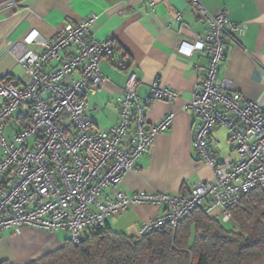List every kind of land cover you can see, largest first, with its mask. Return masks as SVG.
I'll return each instance as SVG.
<instances>
[{"label":"built area","instance_id":"built-area-1","mask_svg":"<svg viewBox=\"0 0 264 264\" xmlns=\"http://www.w3.org/2000/svg\"><path fill=\"white\" fill-rule=\"evenodd\" d=\"M186 1L208 27L202 41L183 42L179 52L189 57L203 52L210 59L206 78L196 85L187 108L199 119L194 145L200 159L211 167L213 180L197 184L186 196L141 192L129 198L119 190L155 138L169 130L174 114L150 126L137 95L139 81L131 76L117 99L119 124L94 131L87 96L105 81L101 64L113 57L116 45L90 34L97 20L92 15L79 25L65 24L53 43H41L42 53L28 50L38 38L35 33L17 45L14 53L30 78L26 86L18 87L0 73V237L28 226L66 233L69 241L79 245L87 232L105 227L109 218L132 207L163 208L141 227L137 235L141 240L167 225L176 229L198 209L229 223L231 209L245 195L264 191V111L254 102L242 104L233 84L219 79L220 64L227 56L224 39L236 41L245 27L232 23L226 10L213 15L200 0ZM54 62L61 66L48 70ZM178 97L158 82L152 86V101ZM18 114L24 128L7 140L4 129ZM219 126L228 130L237 160H215L209 140ZM106 191H111V197L100 202Z\"/></svg>","mask_w":264,"mask_h":264},{"label":"crops","instance_id":"crops-1","mask_svg":"<svg viewBox=\"0 0 264 264\" xmlns=\"http://www.w3.org/2000/svg\"><path fill=\"white\" fill-rule=\"evenodd\" d=\"M200 1L209 13L217 15L226 10L232 23L245 27V33L236 41L224 39L227 56L220 64L219 79L233 84L242 104L254 102L264 111V0ZM178 14L182 15L180 20ZM92 15L97 20L90 34L116 45L113 57L101 64L105 81L95 94L87 96L94 131L119 124L117 99L131 76L139 81L137 95L146 108L150 126L174 114L169 130L155 138L119 190L129 198L141 192L186 196L197 184L212 181V169L200 159L194 145L199 119L187 108L196 85L206 78L210 59L203 52L190 57L179 52L183 42L202 41L208 27L186 0H0V73L16 86H26L30 78L14 53L17 45L35 33L38 38L28 50L42 53L41 43H53L56 32L65 24L79 25ZM71 53L72 50L63 56ZM60 66L54 62L48 70ZM70 81L68 78L66 82ZM157 82L178 93V99L150 100L152 86ZM23 128L18 114L5 127L4 136L7 132L9 136L5 138L11 139ZM209 144L216 161L225 157L238 159L225 127L214 130ZM110 197L111 191H106L99 201ZM163 210L151 205L135 206L109 218L105 228L137 237L141 227ZM67 241L66 233L28 226L5 231L0 237V263L31 264L61 250Z\"/></svg>","mask_w":264,"mask_h":264},{"label":"trees","instance_id":"trees-1","mask_svg":"<svg viewBox=\"0 0 264 264\" xmlns=\"http://www.w3.org/2000/svg\"><path fill=\"white\" fill-rule=\"evenodd\" d=\"M231 215L224 223L198 209L141 240L98 228L31 264H264V191L245 195Z\"/></svg>","mask_w":264,"mask_h":264},{"label":"rangeland","instance_id":"rangeland-1","mask_svg":"<svg viewBox=\"0 0 264 264\" xmlns=\"http://www.w3.org/2000/svg\"><path fill=\"white\" fill-rule=\"evenodd\" d=\"M5 136L8 137L9 134H7V132H6V133H5ZM1 153H2V152H1V150H0V156H1ZM226 228L230 230V229L233 228V225H232V224H229V225L226 226Z\"/></svg>","mask_w":264,"mask_h":264}]
</instances>
